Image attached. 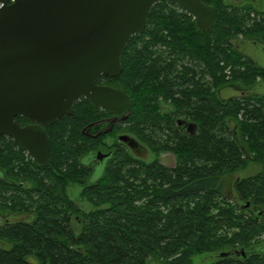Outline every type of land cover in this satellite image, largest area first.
I'll use <instances>...</instances> for the list:
<instances>
[{
	"label": "trees",
	"instance_id": "obj_1",
	"mask_svg": "<svg viewBox=\"0 0 264 264\" xmlns=\"http://www.w3.org/2000/svg\"><path fill=\"white\" fill-rule=\"evenodd\" d=\"M205 3L217 14L213 28L201 31L174 2H156L143 33L122 49L121 73L110 78L123 80L139 124L160 131L171 127L157 117L151 94L171 97L170 74L186 82L173 102L198 129L185 145L159 140L164 146L155 150L170 149L175 167L126 154L122 168L92 179L79 165L83 97L73 103L74 115L47 127L46 166L0 134V241L9 245H0V264H192L201 253L213 257L209 264H264L256 246L264 235V92L256 89L264 67L236 45L239 35L264 43V11ZM225 85L244 93L222 98ZM249 162L260 170L236 178L228 198L225 176ZM71 185L90 210L69 196ZM235 249L244 255H219Z\"/></svg>",
	"mask_w": 264,
	"mask_h": 264
},
{
	"label": "water",
	"instance_id": "obj_2",
	"mask_svg": "<svg viewBox=\"0 0 264 264\" xmlns=\"http://www.w3.org/2000/svg\"><path fill=\"white\" fill-rule=\"evenodd\" d=\"M158 1L0 0V134L11 136L38 166H46L50 141L42 125L73 114L76 99L89 97L110 110L123 103L129 109L125 92L97 85L96 79L120 73L124 45L143 32ZM169 1L191 15L199 30L213 28L217 12L211 4ZM263 87L264 81L256 85L261 92ZM17 115L29 123L18 125ZM238 251L244 255L243 249L219 255Z\"/></svg>",
	"mask_w": 264,
	"mask_h": 264
},
{
	"label": "flooded vegetation",
	"instance_id": "obj_3",
	"mask_svg": "<svg viewBox=\"0 0 264 264\" xmlns=\"http://www.w3.org/2000/svg\"><path fill=\"white\" fill-rule=\"evenodd\" d=\"M224 2H229L234 7H244L246 5L248 7H254L260 11H264V0H224ZM142 33L143 32L136 34ZM181 74L183 75V73ZM169 77L171 84V91L169 92L171 95L169 96L171 97L165 99L159 95L157 98L159 101H157L154 99V95L151 94L150 98L154 110L156 108V105L154 104L157 102L159 105L157 117L161 118L164 122H168L171 130L162 129L160 131L155 125L152 127L151 125L147 126L145 124H139L137 118H134L131 114V105L129 109L126 110L124 109V104L122 103V105L120 104V107H116V110H110L102 105L95 106L91 98L83 97L85 99L86 111L84 124L79 127L80 136L78 140L80 142H85V153L79 158V165L84 166L85 169L90 172L92 179L93 175H97L99 173L94 178L96 179L101 173L106 172V170H108L111 166L115 169L122 168L126 160V154H129L138 162L143 161L145 163H150L152 161H156L168 168L175 167L176 157L170 149L161 150L157 154L155 153L157 147L164 146V142L161 143L159 140H166L168 143L167 146H175L173 144H177L180 141H182V145H185L189 136H192L198 128L197 124L188 118L186 113L187 108L184 106L180 108L177 103L173 102L179 95L178 92L180 88H183L186 82L184 80L179 81L175 76H172V74H170ZM110 78L114 77L109 75H100V77L96 79V84L107 85L122 90L127 94L131 103L129 92L125 88L123 80L115 82ZM179 84L183 87H179ZM219 92L220 91L218 90V95ZM81 98L82 97L76 100L80 101ZM72 108L74 109V113L70 115H74L76 112V108L73 107V104ZM65 115L68 114H64L62 117ZM14 120L22 127L29 123V121L21 115H17ZM189 123H193V127H190ZM52 125H42L48 135L49 141L50 136L48 134L47 127ZM83 127L85 128L83 129ZM5 136L10 138L18 149L24 151L26 156L30 157L26 150L18 147L14 143L11 136ZM147 155L151 156V159L148 161L145 160ZM164 156L168 158L170 162L163 160V158H165ZM32 161L34 162L33 159ZM137 165L139 166V164ZM17 171L18 168L15 169V172ZM22 183L23 181L19 184L22 185Z\"/></svg>",
	"mask_w": 264,
	"mask_h": 264
},
{
	"label": "rangeland",
	"instance_id": "obj_4",
	"mask_svg": "<svg viewBox=\"0 0 264 264\" xmlns=\"http://www.w3.org/2000/svg\"><path fill=\"white\" fill-rule=\"evenodd\" d=\"M238 42V43H237ZM238 44V47L244 51L248 56H250L256 63L264 67V45L260 42H254L248 39H243L242 37L237 38L236 45ZM230 78V75H228ZM259 80V79H258ZM236 84H239V82H236ZM238 86V85H237ZM262 89V88H261ZM261 89H257L259 92H261ZM264 89V87H263ZM244 92L241 89L236 88L234 85H225L222 86L219 92V96L222 98H228L230 96H240ZM165 157V156H164ZM151 156L147 155L145 160H150ZM163 160H166L167 162H170L168 158H163ZM260 170L259 164L256 162H249L247 166L244 169H239L236 172H233L232 174H227L224 179V194L228 198H233V181L238 177H243L247 175L254 174ZM99 174V173H98ZM97 174V175H98ZM93 175V179L97 176ZM80 187L77 185H71L68 188L69 196L74 199L79 206L84 210L88 211L92 208V206L86 202L83 199H80L79 193H80ZM1 216V215H0ZM264 218V216H263ZM261 242L258 243L256 246H259L261 249H264V235ZM0 245H3L5 247H8L9 245L5 242L0 241ZM212 256L205 255V253H201L199 255H196L192 259V264H209V261L212 259Z\"/></svg>",
	"mask_w": 264,
	"mask_h": 264
}]
</instances>
